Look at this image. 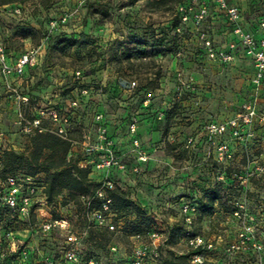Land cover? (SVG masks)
Returning a JSON list of instances; mask_svg holds the SVG:
<instances>
[{"label": "rangeland", "instance_id": "rangeland-1", "mask_svg": "<svg viewBox=\"0 0 264 264\" xmlns=\"http://www.w3.org/2000/svg\"><path fill=\"white\" fill-rule=\"evenodd\" d=\"M182 1L189 0H15L0 5L3 9L0 11V32L6 44L18 52L42 43L50 21H58L64 13L78 11L69 21L60 22L58 29L45 41V61L40 71L29 70L21 83L20 80L13 82L15 86L19 84L21 95H28V103L21 106L27 118L30 119L36 110L49 107L62 114H81L79 107L74 110L68 103L75 98L80 104L84 103L79 87L86 85L92 87L93 98L87 99L83 121L94 126V115L101 113V123L114 139L118 156L130 149L129 125L133 121L137 124L134 135L137 136L138 128H141L142 137L151 134L156 151L150 156L142 148L147 157L145 161L130 154L120 156L125 170L118 173L115 169L114 177L121 184L125 197L134 204L117 213L120 232L87 227L78 196H71L67 189L50 198L53 216L69 222L66 232L54 229L50 236L43 237L34 217L20 221L14 211L0 208V264H17L22 259L24 264H42L46 258L61 261L68 233L77 236L72 249L80 261L92 258L97 264H131L133 247L148 245L151 231L156 232L163 243L159 252L161 264L180 255L187 256L181 264H192L191 232L212 242L214 249L204 251L211 259L209 264H226L235 258L226 248L240 226L232 216L235 199L247 202L255 218L257 240L264 249V126L254 122L247 129L250 136L243 142L229 134L213 139L230 142L234 153L229 160L217 158L207 131L209 123L228 120L248 101L255 105L258 113H264V86L255 90L249 84L253 74L249 61L244 63L238 59L225 65L208 60L199 52L197 36L190 27L184 26L181 32L170 28L176 21L175 7ZM241 3V7L249 8L247 20L264 13L261 0ZM18 5L22 7L21 14L13 15L11 11ZM30 27L32 30H26L29 35L26 38L25 29ZM202 28L210 36L211 31ZM69 36L80 42L71 46ZM158 38L162 39L160 44H156ZM123 51L132 52L130 61L123 58ZM77 70L83 75L80 79L83 84L74 76ZM48 72L53 73L51 79ZM59 78L63 79L61 86L56 82ZM132 81L135 82L132 88L122 86ZM52 83L63 88L57 97L52 96L53 88L49 87ZM17 119L16 97L0 76L2 165L5 151L30 155L32 149L33 135L23 134ZM146 121L151 122L152 133L147 130ZM43 124L50 126L48 120H43ZM84 133L88 132L82 127L72 136L80 140ZM120 139L123 142H118ZM47 155L46 152L42 157L43 166L51 164ZM80 158V148L74 145L72 164ZM133 167H137L136 172ZM34 169L25 165L2 174H27L47 183V173L40 170L30 174ZM245 170L253 174L242 186L233 179L232 173ZM165 184L173 186L170 191L173 195L169 197L176 199H189L195 189L201 194L200 216L190 228L169 219V212L164 210ZM137 187L143 188L144 206L138 202ZM177 187L184 189L177 191ZM215 190L219 197L211 203ZM36 247L40 252L35 251ZM254 257L251 254L241 258L247 263Z\"/></svg>", "mask_w": 264, "mask_h": 264}, {"label": "built area", "instance_id": "built-area-1", "mask_svg": "<svg viewBox=\"0 0 264 264\" xmlns=\"http://www.w3.org/2000/svg\"><path fill=\"white\" fill-rule=\"evenodd\" d=\"M243 0H189L179 2L175 7V17L179 24L175 27L177 32H181L184 26L190 27L198 39L199 52L208 60L217 61L221 64H232L237 58L249 61L253 68V74L249 79V84L255 90L264 86V13L247 20L245 14L246 8L241 7ZM261 6L264 7V0H261ZM3 11V9H0ZM21 5L12 9L13 15H20ZM249 11V10H248ZM77 9L64 13L60 19L52 20L49 23V31L43 38V42L37 46L25 48L19 53H15L8 48L4 41L3 34L0 32V76L4 81L5 87L12 92L17 100V123L20 131L25 135H35L42 132H50L70 143L67 153V160H71L72 149L74 145L80 148L82 158L77 159L75 165L80 169H88V178L96 183L95 189L90 193H81L78 195V202L81 211L87 221V227H96L102 231L120 232L117 224V212L112 208V192L118 186L114 177L115 169L124 172L125 165L121 162L120 156L130 154L137 157L138 160L147 159L145 152L141 147L139 138L134 135L137 130V124L133 121L129 125L131 136L130 149L126 153L118 156L116 153L115 141L112 139L103 123L102 114L94 115L95 127L88 133H84L82 139L73 138V134L78 129V123L71 113L62 114L56 109L36 110L29 119L21 110V106L28 103V96L21 95L14 81L22 79L29 67H34L40 63L44 56V44L49 38L51 32L59 27V23L69 21L77 14ZM248 13V12H247ZM11 14V13H10ZM214 22V23H213ZM215 25L222 27L221 38H217V29ZM211 31L210 36L202 28ZM8 32V30H6ZM219 33V34H220ZM223 39V40H222ZM223 41V42H221ZM202 55V56H203ZM74 76L80 80L83 78L80 71H75ZM79 82H83L80 80ZM135 85L132 81L129 85H122L130 89ZM81 96L89 95L87 87L79 89ZM80 100L75 98L71 101L72 107H78ZM43 120H48L50 126H45ZM254 122L264 126V113H258L255 105L248 101L241 105V111L235 116L230 117L222 123H209L207 131L209 141L213 152L219 160H229L233 157L231 144L227 140L215 141L213 139L229 134L231 138L244 141L250 136L249 129ZM92 134V136H90ZM264 136V133H262ZM210 155V153L208 154ZM2 163L0 161V208L14 211L20 221H29L35 218L38 222V228L43 237H48L54 229L68 231L69 222L64 218H55L52 214L53 205L46 195V183L37 181L32 175H3ZM137 167H133V172ZM97 176H93L94 173ZM252 172H233L232 177L239 185L244 186L247 180L252 176ZM201 194L193 193L189 199L180 198L176 205L168 208L176 209L174 220L181 222L183 226L191 227L192 223L200 216ZM232 216L237 223H240L236 236L228 242L226 252L235 258H231L226 264H264V255H262V245L257 240L255 234V218L249 212L247 202L243 199L232 201ZM12 235V233H8ZM189 234V232H187ZM150 242L148 245L134 246L130 256L131 264H159L160 237L156 232L149 233ZM189 244L192 246L191 263L209 264L204 251L213 250L211 241H205L200 235L191 232ZM67 247L63 251L61 261L53 259H44L42 264H97V262L88 258L80 261L72 246L77 243V236L74 233H68L65 237ZM14 245V243H13ZM115 250V247H111ZM14 252V249H11ZM36 252L40 249L36 247ZM184 254V253H183ZM253 254L255 257L247 263L241 257ZM150 260V262L148 261ZM236 260V261H235ZM240 260V262H238ZM23 259L17 264H24ZM213 262V261H212ZM216 262V261H215Z\"/></svg>", "mask_w": 264, "mask_h": 264}, {"label": "trees", "instance_id": "trees-1", "mask_svg": "<svg viewBox=\"0 0 264 264\" xmlns=\"http://www.w3.org/2000/svg\"><path fill=\"white\" fill-rule=\"evenodd\" d=\"M13 1L15 0H0V5L9 4ZM158 2H163V0H158ZM175 18L176 21L173 22L170 28L175 29V27L179 24L178 18ZM26 30H32V28L30 27L25 29V31ZM27 32L28 31L25 32L26 38L29 37ZM68 38V42L71 46L80 42V39H76L73 36H69ZM4 41L6 42L7 40L4 39ZM161 42V38L156 39V44H160ZM7 46L8 48L13 49L9 45ZM121 55L127 61H130L133 56L131 51H123ZM31 147L32 149L30 155H21L15 153L14 151H5L2 172H13L17 168H22L25 165L35 168L33 171H30V174H35L40 170L46 172V195L48 199L59 194L64 189H67L71 196L74 197L81 193H87V191L92 192L95 189L97 184L90 181L88 178L89 170L80 169L75 164H72L71 160H67V153L70 148V143L68 141L61 139L53 133L42 132L32 136ZM46 152L48 153L46 158L49 157V160H51V164L49 166H43L45 161L44 159L42 160V157ZM110 196L113 201L112 208L117 213L134 206L132 201L125 197V194L119 187H116L112 192H110ZM218 197L219 193L215 190L213 192V196L210 198L211 203L217 200ZM186 260V255H180L179 257L172 258L169 262L163 264H181Z\"/></svg>", "mask_w": 264, "mask_h": 264}, {"label": "crops", "instance_id": "crops-1", "mask_svg": "<svg viewBox=\"0 0 264 264\" xmlns=\"http://www.w3.org/2000/svg\"><path fill=\"white\" fill-rule=\"evenodd\" d=\"M248 12V13H247ZM245 14H249V11H248V9L246 8V11H245ZM214 23V22H213ZM23 24V23H22ZM21 24V25H22ZM214 26V25H213ZM214 28L215 29H217V31H216V33H217V38L219 39V38H221V33H220V31H222V27H220L219 25H215L214 26ZM220 33V34H219ZM45 46V45H44ZM15 53H19L18 51H16V50H14V49H12ZM21 52V51H20ZM239 59V62H246L247 60H245V59H242V58H237L236 59V61ZM243 60V61H242ZM44 61H45V55L43 56V58H42V60L40 61V63L38 64V65H36V66H34V67H29L28 69H27V72H26V74L22 77V79L24 78V77H26V75H27V73H28V71L29 70H34V69H36V70H38V71H40V69L42 68V66H43V64H44ZM248 62V61H247ZM250 65H251V63H250ZM251 68H252V65H251ZM253 69V68H252ZM65 70H63V72H64ZM66 72V71H65ZM49 73V75H50V77H49V79H51L52 78V75H53V73L52 72H48ZM68 73H65V75H67ZM22 79H20V82L19 83H21L22 82ZM53 79H55V78H53ZM19 81V80H18ZM55 82V81H54ZM56 82H58V86L60 85L61 86V84L63 83V79L61 78H59V81H56ZM79 83H82V82H79ZM17 84V83H16ZM83 84V83H82ZM15 85V84H14ZM17 86V88L19 87V84L18 85H16ZM57 85H55V84H53L52 83V85H49V87L51 88H53V89H51V91H53V95L52 96H54V97H57L58 96V94H59V92H62L63 91V88L62 87H58ZM81 87H87L88 89H89V95H87V96H84V99H81L84 103H81L78 107L80 108V110H82V112H83V110L85 109V107H87L88 105H87V103H88V97H91V99L93 98L92 96H91V94H92V87H89V86H86V85H83V86H80L79 87V89L81 88ZM77 88H75V90H76ZM48 90V89H47ZM19 91V90H18ZM72 92V91H71ZM96 93H98V92H96ZM23 95H26V96H28L27 94H23ZM98 95V94H97ZM96 95V96H97ZM100 95V94H99ZM98 95V96H99ZM81 97H83V96H81ZM90 103V102H89ZM68 106L70 107L71 106V101L68 103ZM98 106V105H97ZM99 106H101V102H100V104H99ZM72 107V106H71ZM52 107H49V108H41V109H38V110H42V109H44V110H47V109H51ZM74 110H77L76 108L77 107H72ZM78 108V109H79ZM101 108V107H100ZM54 109V108H53ZM82 112H81V114H75V112H70L71 114H72V116L75 118V120L77 121V123H78V129H82V127L84 128V130L86 131V132H90L91 131V129H92V126H89V125H87V123H85V121H83V117H82ZM146 128H147V130H149V132L150 133H152V124H151V122H148V121H146ZM140 129L141 128H138V133H137V137L139 138V141H140V143H141V147L142 148H144V149H146V152L150 155V156H152V155H154V153H156V151H155V149L153 148L154 147V145H153V140H152V135L151 134H146V137H142V135H141V131H140ZM77 132V131H76ZM138 134H140V136H138ZM78 140V139H77ZM118 142H123V139H120V141H118ZM118 173L120 172V171H118V170H116ZM115 174V173H114ZM93 176H97V173L95 172L94 174H93ZM116 180H117V178H116ZM117 183H118V186H119V188L121 187V184L118 182V180H117ZM165 186V192L167 193L166 194V196H167V198L165 199V201H164V206H165V208H164V210L165 211H167V212H169V214H168V217H169V219H174V213L176 212L175 210L176 209H171V208H168V203H169V206L171 205V203H173L172 205H176V203L178 202V200L180 199V198H184V197H180V198H175V197H169V196H171V195H173V194H170V191L171 190H173L174 188H173V186L172 187H170V185L169 184H165L164 185ZM178 189H177V191L178 190H182V189H184L183 187H177ZM121 189V188H120ZM135 190H136V196H137V198H138V202L142 205V206H144V204L145 203H143L142 202V200H143V196H144V193H143V188L141 189V188H135ZM193 191H194V189H192ZM153 191H155V190H153ZM198 193V194H200L199 193V191H198V189H195V191L193 192V193ZM153 194V193H152ZM175 198V199H174ZM153 202V205H154V201H152Z\"/></svg>", "mask_w": 264, "mask_h": 264}]
</instances>
